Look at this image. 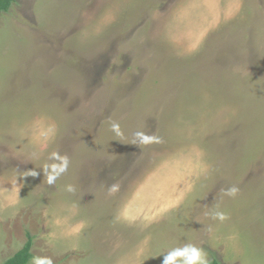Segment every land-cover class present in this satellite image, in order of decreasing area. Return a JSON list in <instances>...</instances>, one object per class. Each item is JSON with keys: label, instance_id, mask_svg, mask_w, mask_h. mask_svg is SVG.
I'll return each mask as SVG.
<instances>
[{"label": "rangeland", "instance_id": "rangeland-1", "mask_svg": "<svg viewBox=\"0 0 264 264\" xmlns=\"http://www.w3.org/2000/svg\"><path fill=\"white\" fill-rule=\"evenodd\" d=\"M2 155L51 199L27 264H264V0H15Z\"/></svg>", "mask_w": 264, "mask_h": 264}, {"label": "crops", "instance_id": "crops-1", "mask_svg": "<svg viewBox=\"0 0 264 264\" xmlns=\"http://www.w3.org/2000/svg\"><path fill=\"white\" fill-rule=\"evenodd\" d=\"M22 153H17L13 156H22ZM9 158V157H7ZM7 158L0 156V264L4 260L12 257L16 252L21 250L28 241L27 233L34 234L31 230L33 228L38 229L40 226L41 230L48 234L47 230L51 229V224L47 222V214L51 206L50 197H46L42 193L39 195L37 189H35L36 181L35 176L38 175L35 169L30 173L28 171L21 170L22 168L17 167L18 163L13 164L9 162ZM17 161V160H16ZM25 160H21L24 163ZM29 162L33 161L30 159ZM6 167V169H3ZM3 170V171H2ZM4 170H7L5 172ZM38 177V176H36ZM45 185V184H44ZM49 186L51 184H48ZM51 188V187H49ZM43 197V199H42ZM39 200L42 202L41 205H37ZM43 212L40 213L39 211ZM55 214L52 217L57 219L62 218L60 215L64 214L62 207L55 208ZM59 209V210H57ZM38 210L39 212H36ZM48 211V212H47ZM35 213L39 216L40 222H36L34 219ZM52 213V212H51ZM65 217V214H64ZM68 217V216H66ZM74 217L68 219L74 220ZM22 219L27 226V231H21ZM43 221V222H42ZM50 239V237L48 238ZM48 241V240H47ZM70 241L64 242V239H60L56 248H60L61 245H67ZM75 245V238H72L70 246ZM63 246L58 250L60 253L67 251ZM35 247V246H34ZM51 247V242H50ZM52 248V247H51ZM34 249V248H33ZM32 249V253H33ZM34 254V253H33ZM33 259V258H32ZM31 260V259H30ZM30 262V261H29ZM92 264H132V263H92ZM142 264V263H137ZM157 264V263H156ZM162 264V263H161Z\"/></svg>", "mask_w": 264, "mask_h": 264}, {"label": "trees", "instance_id": "trees-1", "mask_svg": "<svg viewBox=\"0 0 264 264\" xmlns=\"http://www.w3.org/2000/svg\"><path fill=\"white\" fill-rule=\"evenodd\" d=\"M15 0H0V13L10 8ZM28 241L24 247L16 252L12 257L4 260L1 264H27L30 259L34 258L32 249L34 246V237L31 233H27ZM208 264H222L218 259H212Z\"/></svg>", "mask_w": 264, "mask_h": 264}, {"label": "clouds", "instance_id": "clouds-1", "mask_svg": "<svg viewBox=\"0 0 264 264\" xmlns=\"http://www.w3.org/2000/svg\"><path fill=\"white\" fill-rule=\"evenodd\" d=\"M186 252H180V253H176V255L182 256V255H186ZM199 257V253H193V255L190 257V261H195L197 260ZM171 259V258H170Z\"/></svg>", "mask_w": 264, "mask_h": 264}]
</instances>
